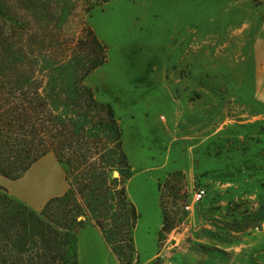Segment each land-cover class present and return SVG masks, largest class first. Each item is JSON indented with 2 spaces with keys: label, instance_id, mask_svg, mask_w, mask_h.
Instances as JSON below:
<instances>
[{
  "label": "rangeland",
  "instance_id": "374dc122",
  "mask_svg": "<svg viewBox=\"0 0 264 264\" xmlns=\"http://www.w3.org/2000/svg\"><path fill=\"white\" fill-rule=\"evenodd\" d=\"M0 6L7 16L0 15V62L24 54L67 61L87 28L106 45L107 62L85 83L111 105L122 129L124 182L138 213L134 264H264L263 2L0 0ZM115 172L111 178L120 176ZM1 181L36 211L68 187L66 167L53 153L22 178L0 174ZM198 188L206 194L188 212L184 206ZM164 210L175 218L165 231ZM80 218L87 221L77 232L78 264H121L89 213Z\"/></svg>",
  "mask_w": 264,
  "mask_h": 264
},
{
  "label": "trees",
  "instance_id": "16d2710c",
  "mask_svg": "<svg viewBox=\"0 0 264 264\" xmlns=\"http://www.w3.org/2000/svg\"><path fill=\"white\" fill-rule=\"evenodd\" d=\"M4 12L0 6L7 17ZM106 62V45L91 28L67 61L42 63L24 54L0 62V174L20 179L53 153L66 167L68 184L40 211L0 185V264H78L77 232L87 212L121 264L137 259L138 213L124 182L129 161L122 129L111 105L98 101L85 83ZM115 170L120 176L111 178ZM174 219L164 210L162 230Z\"/></svg>",
  "mask_w": 264,
  "mask_h": 264
},
{
  "label": "built area",
  "instance_id": "2783aa9c",
  "mask_svg": "<svg viewBox=\"0 0 264 264\" xmlns=\"http://www.w3.org/2000/svg\"><path fill=\"white\" fill-rule=\"evenodd\" d=\"M206 194V190L204 188H198L194 191L189 202L185 204L186 211H193L194 208L202 201Z\"/></svg>",
  "mask_w": 264,
  "mask_h": 264
},
{
  "label": "crops",
  "instance_id": "0c3cea01",
  "mask_svg": "<svg viewBox=\"0 0 264 264\" xmlns=\"http://www.w3.org/2000/svg\"><path fill=\"white\" fill-rule=\"evenodd\" d=\"M8 179V178H7ZM0 184H3V186L5 185V187L9 190V188H8V186L3 182V181H1L0 182ZM67 186V185H66ZM68 189V187L65 189V191ZM65 191H64V193H65ZM9 193H11L10 192V190H9ZM62 195V194H61ZM12 196V195H11ZM18 199V198H17ZM19 200H21V199H19ZM23 201V200H22ZM46 203V201L44 202V204ZM89 225H91L93 228H95V224L93 223V222H91V223H89ZM97 227V226H96ZM85 227H83L79 232H78V236H79V234L81 233V231L84 229ZM98 228V227H97ZM99 229V228H98ZM100 232H101V230H100ZM78 236H77V238H78ZM78 251H79V246H78Z\"/></svg>",
  "mask_w": 264,
  "mask_h": 264
},
{
  "label": "water",
  "instance_id": "95a60500",
  "mask_svg": "<svg viewBox=\"0 0 264 264\" xmlns=\"http://www.w3.org/2000/svg\"><path fill=\"white\" fill-rule=\"evenodd\" d=\"M115 176H119V173L118 172H115Z\"/></svg>",
  "mask_w": 264,
  "mask_h": 264
}]
</instances>
